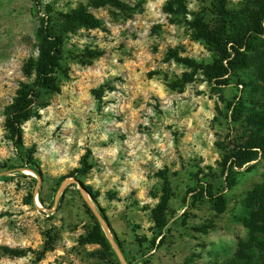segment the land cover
Masks as SVG:
<instances>
[{
	"label": "rangeland",
	"instance_id": "rangeland-1",
	"mask_svg": "<svg viewBox=\"0 0 264 264\" xmlns=\"http://www.w3.org/2000/svg\"><path fill=\"white\" fill-rule=\"evenodd\" d=\"M259 1L0 0V264H225L236 253L264 152L241 170L224 158L264 113V33L247 35L248 65L224 84L212 67L225 39L264 29ZM44 22L63 54L56 89H39L22 123L38 173L20 167L6 122L36 79ZM96 219L111 249L89 239Z\"/></svg>",
	"mask_w": 264,
	"mask_h": 264
},
{
	"label": "trees",
	"instance_id": "trees-1",
	"mask_svg": "<svg viewBox=\"0 0 264 264\" xmlns=\"http://www.w3.org/2000/svg\"><path fill=\"white\" fill-rule=\"evenodd\" d=\"M259 3L260 15L264 24V0H260ZM85 19H88L87 16ZM86 23H89V20ZM261 25L262 23L260 24L259 30L251 28L243 36H235L224 40V48L221 49L218 64L212 67L213 77L220 84H224L223 82L226 81L225 76L230 72L248 65L247 52L251 47L247 35L252 32L263 34L264 29ZM199 26L206 29L202 20H200ZM40 32L45 40V44L41 48L35 66L36 79L32 85L21 84L15 102L9 108L6 122L10 136L19 149L23 141L22 123L30 116L33 106L37 101L39 89H56L54 72L59 67L63 54V39L50 32L45 22L42 24ZM27 69L26 72L30 73L31 69ZM254 125L255 130L253 131L256 132L250 131L244 141L239 142L232 150L227 152L224 158V164L226 166L229 164L230 168L241 170L248 163L260 158L261 153L264 152V113L254 120ZM19 161L20 167H27L33 169L35 172L41 173L40 168L33 162L32 156L24 154L21 149L19 152ZM206 193L209 199L213 200L215 209L219 212H224L226 206L224 198L221 195L216 196L210 189H207ZM171 197V188L167 186L164 189L161 201L154 210L153 230L155 241L158 238L160 239L159 241H162L165 237L164 230L168 225L167 210ZM246 206L249 208V212L244 219V223L250 231L249 239L240 241L236 253L227 259L225 264H264V182L251 191ZM104 218L106 219V216ZM89 239L101 243L107 249L112 248L97 219L93 231L89 233ZM1 249L6 253L15 255H22L24 253L22 250L12 249L8 246H4Z\"/></svg>",
	"mask_w": 264,
	"mask_h": 264
},
{
	"label": "water",
	"instance_id": "water-1",
	"mask_svg": "<svg viewBox=\"0 0 264 264\" xmlns=\"http://www.w3.org/2000/svg\"><path fill=\"white\" fill-rule=\"evenodd\" d=\"M95 214L97 215V217L99 218V220H100V222L103 224V226H104L105 228H107V227H108V224L106 223L104 217L101 216V215H100L99 213H97L96 211H95ZM112 242H113V241H112ZM113 243H114V242H113ZM114 245L116 246L115 243H114Z\"/></svg>",
	"mask_w": 264,
	"mask_h": 264
}]
</instances>
